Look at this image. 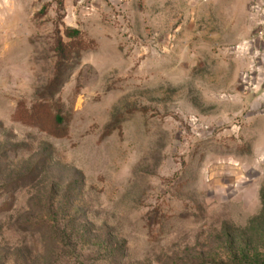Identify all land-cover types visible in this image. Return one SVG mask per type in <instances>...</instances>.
<instances>
[{"label": "rangeland", "instance_id": "1", "mask_svg": "<svg viewBox=\"0 0 264 264\" xmlns=\"http://www.w3.org/2000/svg\"><path fill=\"white\" fill-rule=\"evenodd\" d=\"M0 264H264L256 0H0Z\"/></svg>", "mask_w": 264, "mask_h": 264}, {"label": "trees", "instance_id": "2", "mask_svg": "<svg viewBox=\"0 0 264 264\" xmlns=\"http://www.w3.org/2000/svg\"><path fill=\"white\" fill-rule=\"evenodd\" d=\"M76 33V32H75ZM62 55H64V53L62 54ZM61 55V56H62ZM65 55H66V53H65ZM65 57V56H64ZM62 58V57H61ZM62 59H64V58H62ZM71 67H73V66H71ZM59 70H61V69H59ZM61 72H63V71H60V75H58L59 76V78L58 79H60V82H61V80H62V74H61ZM59 82V84H64L65 82L62 80V82L60 83ZM56 83H58V81H54L53 83H51L50 85V87L48 88L50 91L51 90H53L54 89V85L56 84ZM59 86V85H58ZM57 86V87H58ZM56 91H57V88L55 89ZM54 91V90H53ZM43 108H42V105H39V106H35L33 109H32V111H31V113L33 114V116H37V115H39V113H40V111L42 110ZM53 122H54V124L55 125H61L62 123H63V118L61 117V116H59V115H55L54 117H53ZM54 126V125H53Z\"/></svg>", "mask_w": 264, "mask_h": 264}, {"label": "built area", "instance_id": "3", "mask_svg": "<svg viewBox=\"0 0 264 264\" xmlns=\"http://www.w3.org/2000/svg\"><path fill=\"white\" fill-rule=\"evenodd\" d=\"M256 1H257V4H258L259 6H261V8L264 9V0H256Z\"/></svg>", "mask_w": 264, "mask_h": 264}]
</instances>
